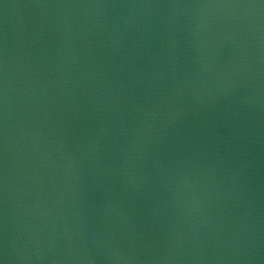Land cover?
<instances>
[{
  "label": "water",
  "instance_id": "95a60500",
  "mask_svg": "<svg viewBox=\"0 0 264 264\" xmlns=\"http://www.w3.org/2000/svg\"><path fill=\"white\" fill-rule=\"evenodd\" d=\"M0 264H264V0H0Z\"/></svg>",
  "mask_w": 264,
  "mask_h": 264
}]
</instances>
